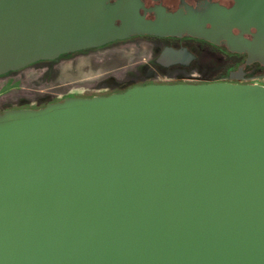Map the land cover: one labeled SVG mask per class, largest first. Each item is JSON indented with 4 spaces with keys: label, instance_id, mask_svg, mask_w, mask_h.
<instances>
[{
    "label": "water",
    "instance_id": "95a60500",
    "mask_svg": "<svg viewBox=\"0 0 264 264\" xmlns=\"http://www.w3.org/2000/svg\"><path fill=\"white\" fill-rule=\"evenodd\" d=\"M233 1L207 28L147 19L140 0H0V76L140 34L223 35L264 62V0ZM0 264H264V85L149 83L0 112Z\"/></svg>",
    "mask_w": 264,
    "mask_h": 264
},
{
    "label": "flooded vegetation",
    "instance_id": "af4514ba",
    "mask_svg": "<svg viewBox=\"0 0 264 264\" xmlns=\"http://www.w3.org/2000/svg\"><path fill=\"white\" fill-rule=\"evenodd\" d=\"M140 2L142 3L140 13L147 19L155 20L158 15L156 9L163 8L170 13L182 12L184 16L199 18L207 28H212V21L224 19L225 12L234 6L233 0H140ZM232 30L235 34L240 33L238 28ZM254 32L255 29L251 28V33H243V36L252 40ZM130 39H139L140 44H145L143 46L146 47V55L141 56L137 63V68L146 74L144 79L131 86L215 81L260 84L261 78H264V62L256 59L247 50L231 49L228 39L223 35L217 42H213L188 32L164 36L140 34L105 45ZM197 76L201 78H195Z\"/></svg>",
    "mask_w": 264,
    "mask_h": 264
},
{
    "label": "rangeland",
    "instance_id": "374dc122",
    "mask_svg": "<svg viewBox=\"0 0 264 264\" xmlns=\"http://www.w3.org/2000/svg\"><path fill=\"white\" fill-rule=\"evenodd\" d=\"M139 39L61 55L0 76V112L38 108L72 94L94 96L123 91L146 72L137 68L146 47ZM195 78H201L197 76Z\"/></svg>",
    "mask_w": 264,
    "mask_h": 264
},
{
    "label": "built area",
    "instance_id": "2783aa9c",
    "mask_svg": "<svg viewBox=\"0 0 264 264\" xmlns=\"http://www.w3.org/2000/svg\"><path fill=\"white\" fill-rule=\"evenodd\" d=\"M261 85H264V78H261V82H260Z\"/></svg>",
    "mask_w": 264,
    "mask_h": 264
}]
</instances>
